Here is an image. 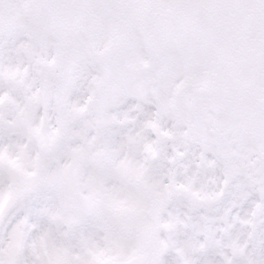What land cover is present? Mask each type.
Here are the masks:
<instances>
[{
  "label": "snow or ice",
  "instance_id": "snow-or-ice-1",
  "mask_svg": "<svg viewBox=\"0 0 264 264\" xmlns=\"http://www.w3.org/2000/svg\"><path fill=\"white\" fill-rule=\"evenodd\" d=\"M0 264H264V0H0Z\"/></svg>",
  "mask_w": 264,
  "mask_h": 264
}]
</instances>
